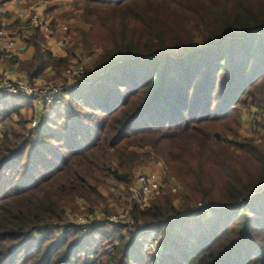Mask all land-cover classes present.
Listing matches in <instances>:
<instances>
[{
	"label": "trees",
	"instance_id": "16d2710c",
	"mask_svg": "<svg viewBox=\"0 0 264 264\" xmlns=\"http://www.w3.org/2000/svg\"><path fill=\"white\" fill-rule=\"evenodd\" d=\"M73 2L106 34L68 102L26 128L32 100L0 95V264H264V146L239 134L244 109L264 118V0ZM33 30L29 82L67 65ZM151 162L183 187L178 205H134L117 243L105 221H65L64 203Z\"/></svg>",
	"mask_w": 264,
	"mask_h": 264
},
{
	"label": "rangeland",
	"instance_id": "374dc122",
	"mask_svg": "<svg viewBox=\"0 0 264 264\" xmlns=\"http://www.w3.org/2000/svg\"><path fill=\"white\" fill-rule=\"evenodd\" d=\"M6 1V0H5ZM8 1V0H7ZM3 3L0 0V5ZM17 8L15 12L12 13V20L10 26L7 27L6 24L3 25L1 23L2 16L0 15V27H2L7 36L14 39V36L20 37L21 31L20 29L27 30L31 27H27V24H24V20L19 17L18 12H32L41 14L44 18L50 20V24L53 30L52 38L50 39L52 45L57 47L59 51H56L55 57H64L67 59V65L62 68L59 73H55L52 79H49L48 76L42 75L44 81H31L20 79L18 77L14 78L13 76L3 75L0 73V83L4 81H11L14 83H18L21 85H31L32 92L35 89L46 88V87H54L59 86L61 84H70L75 77L67 74L66 70L69 67L75 66L77 64H83V71L89 67H91L102 51L100 45L96 42L98 40V34H102L103 36L106 34L105 30L100 28L97 25L91 27V23H87L82 17V10L76 8H85L82 4L77 6L73 0H16ZM8 17H11V13H8ZM14 23V24H13ZM66 25V30H60V25ZM3 25V26H1ZM7 27V28H5ZM81 31L88 32V37L91 40H87L84 44H80V38H82ZM64 42H63V41ZM62 42V43H61ZM49 47V45H48ZM2 48L0 45V60L3 61V65L7 66L8 70H13L12 63L15 61L13 59V53L9 58L2 57ZM35 51H33L34 53ZM15 57V56H14ZM9 66V67H8ZM59 96L64 98V103L68 102V95H65V89H63ZM24 98V97H20ZM27 99V98H24ZM35 101V100H34ZM41 103L40 100H37ZM33 102V101H32ZM30 102V107L23 109V113L26 114L27 122L25 123L26 128H31V126H35L39 117L46 112V110L50 106H43L42 111L39 112L36 116L32 114V109L34 105ZM60 106V105H59ZM63 106V105H61ZM246 116H244L243 121L241 120V127L239 130V134L241 137L245 138H254L256 143H260L264 146V118L261 119V114L253 107H249L244 109ZM30 112V113H29ZM258 116L259 119H252V116ZM257 118V117H256ZM18 117H14L10 124L13 127H16L13 122L17 121ZM8 127L11 125L7 124ZM3 126L0 123V135ZM231 139V136H224L223 140L227 143ZM230 148H233L230 146ZM165 165L161 162H151L148 166H142L140 168H135V177L143 172H152L156 173L161 181L160 193L155 198L147 200L146 202L136 203V201L132 198L131 192L129 191V186H125L123 184H119L114 181V179L107 178L106 180H102V182L98 183L99 195L101 198H96V202H89L82 197L75 198V202L71 204H63V210L65 212V221L70 222L76 225H84L82 228L86 230L85 224H90L96 221H105L107 222V226L109 230H112L115 233V236L111 240V243H117L118 239L116 238L119 233L122 232L124 234H128L130 228L133 227V223H130L129 211L131 207L134 205H138L140 210L148 208L152 205V203L158 199H160L163 195H168L172 198V201L175 205L179 204L180 197L183 194V187L179 184V181L173 176L167 177L165 174ZM134 177V178H135ZM173 196V197H171ZM198 207V205L191 207L194 209ZM128 215V216H126ZM85 223V224H84ZM125 226L122 230L121 228H116L113 224ZM144 224V223H143ZM118 230V231H117ZM136 229H134L135 231ZM133 231V232H134ZM149 232H154L155 230L151 229ZM61 232L59 229H55L54 235L60 236ZM147 234H143V237ZM156 236V233H155ZM149 236L147 235V238ZM145 241L147 240L144 238ZM143 239V240H144ZM159 241V240H158ZM105 242V241H103ZM108 244V243H105Z\"/></svg>",
	"mask_w": 264,
	"mask_h": 264
},
{
	"label": "built area",
	"instance_id": "2783aa9c",
	"mask_svg": "<svg viewBox=\"0 0 264 264\" xmlns=\"http://www.w3.org/2000/svg\"><path fill=\"white\" fill-rule=\"evenodd\" d=\"M19 17L24 20V24H27V27L37 28L38 31L42 34L45 40H50L52 38L53 30L51 27V22L49 19L44 18L41 14L32 13V12H18ZM60 30L65 31L66 25L62 24L59 26ZM0 38L4 39V43L1 46V52L3 58L11 57L12 50L15 46V41L13 38L7 36L6 31L0 27ZM63 41V40H62ZM64 42V41H63ZM62 43V42H61ZM83 64H77L75 66L69 67L66 70L67 74L75 77L74 80L66 85L61 84L54 87H46L35 89L32 92L31 85H21L11 81H4L0 83V95L2 96H15V97H24L34 100H40L44 106H61L64 105V98L59 96L60 92L65 89V95L67 92L78 87V81L76 78L82 75L83 73ZM259 119L258 116H252V119ZM257 117V118H256ZM253 119V120H255ZM161 181L156 173L152 172H143L138 174L133 183L129 186V191L131 192L132 198L136 203L146 202L152 198H155L160 193ZM198 207L201 206V203L197 204ZM128 216V215H126ZM130 216V215H129ZM130 223H133L131 217H129ZM85 224V223H84ZM83 225V224H82ZM116 225V228H122L120 225ZM144 224H138V227H142ZM145 237L147 240L145 242L144 249L151 250L157 253L159 249V241L155 236L154 232H148Z\"/></svg>",
	"mask_w": 264,
	"mask_h": 264
},
{
	"label": "crops",
	"instance_id": "0c3cea01",
	"mask_svg": "<svg viewBox=\"0 0 264 264\" xmlns=\"http://www.w3.org/2000/svg\"><path fill=\"white\" fill-rule=\"evenodd\" d=\"M2 1H3V3L0 5V15L2 16L1 23L3 25L6 24V26L8 28L13 27V26H10V23L12 20V13L15 12L17 9V8H14L17 4L16 0H8V1L7 0L6 1L1 0V2ZM8 13H11V17H8ZM3 25H1V26H3ZM7 27H5V28H7ZM33 29L34 28H29L26 31L23 29H20L19 30V31H21L20 37L14 36L15 46L12 50V53H13L12 58L15 59V61L12 63V65H9L10 67L13 66L12 69H14V71L8 70L7 66L3 65L4 62L0 60V73L4 72L3 75H9V76H13L14 78L18 77L20 79L28 80L25 71L21 68V62H27V61L31 60L32 55H33V51H35L34 45L31 42H29L30 37L34 34ZM37 32L42 37V41H40L41 49L42 50H49L53 56H55V55L60 56L59 54H56V51H59V50L57 49V47L52 45L51 40H45L44 37L42 36V34L39 31H37ZM3 43H4V39L0 38V45L2 46ZM48 45H49V47H48ZM45 74H47L46 76H48L49 79H52L54 77L55 71L51 67H49L44 71L43 75H45ZM41 76L34 78V82L44 81L42 78L43 76L42 77ZM32 105H34V108L32 109L31 112L34 116H36L39 112L41 113L43 106L40 102L35 100L32 102ZM244 116H246V113L243 110L242 114H241V120L242 121L244 119Z\"/></svg>",
	"mask_w": 264,
	"mask_h": 264
}]
</instances>
